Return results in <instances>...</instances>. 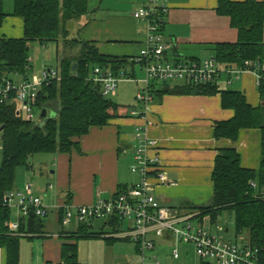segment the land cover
Masks as SVG:
<instances>
[{"label":"crops","instance_id":"obj_1","mask_svg":"<svg viewBox=\"0 0 264 264\" xmlns=\"http://www.w3.org/2000/svg\"><path fill=\"white\" fill-rule=\"evenodd\" d=\"M144 3L146 0H88L92 17L78 20L80 24L77 22L73 30L82 28L80 38L94 41L103 54L134 57L146 44L147 25L134 19L132 12ZM165 6L162 33L171 47L169 53L180 59H204L213 55V44L237 39L236 29L230 26L229 18L217 14V0H166ZM0 29V36L21 37L23 21L20 17L8 15ZM29 59L28 71L32 73L34 59ZM40 70L31 75L27 72V78L38 77ZM132 71L135 74V70ZM179 83L177 80L168 82L167 86L155 83L153 101L145 114L141 103L125 109L117 103L116 117L104 126L91 127L79 138V152L53 154L54 168L47 179L34 177L29 183L32 191L48 207V216L51 214L52 219L48 222L43 219V233L19 234V264H58L61 261L62 245L71 242V232L64 226L73 223L63 224L61 221L63 205H84L96 198H108L119 186L127 187L138 181V174L130 169L138 145L137 127L145 128L147 137L157 143L150 153L158 155L165 177L163 183L153 187L157 200L181 212H195L191 206L206 205L210 200L213 191L211 173L219 149L234 148L243 167L258 169L259 129L243 128L235 141L216 139L215 122L230 119L233 110L221 106L220 92L204 95L164 91L172 90ZM216 87L218 91H240L251 106L260 103L257 78L250 70L221 74ZM117 94L116 87L111 96ZM132 110L135 115L131 114ZM21 185L23 183L16 184L14 189L20 190ZM10 209L9 222H19L21 218L16 210ZM224 213L215 220L206 214L200 221L211 228ZM218 230L228 232L226 227ZM234 237L237 239L235 233ZM6 257L5 248L0 247V264H6Z\"/></svg>","mask_w":264,"mask_h":264},{"label":"trees","instance_id":"obj_2","mask_svg":"<svg viewBox=\"0 0 264 264\" xmlns=\"http://www.w3.org/2000/svg\"><path fill=\"white\" fill-rule=\"evenodd\" d=\"M216 12L229 18L236 29L234 42L212 45L214 56L225 67L244 68L243 62L251 61L249 69L264 62V1L217 0ZM20 17L23 21L21 37L0 36V76L10 79H27L30 68L29 46L33 42L44 45L62 42L63 56L59 61L58 78L44 81L37 94L36 107L53 111L38 123L24 120L13 104L0 108V122L4 140L0 160V247L6 250V264H19V234L9 228L11 209L2 203L4 194L15 186V170L27 166L35 154L69 153L80 151L79 138L93 126H104L117 116L118 104L102 93L101 85L94 82L95 68L109 69L118 76L126 70L134 76V57L103 54L94 41L83 40L79 32L71 37L70 23L83 17L87 20L88 0H12V11L6 13L0 0V27L6 16ZM86 20V21H87ZM76 64L75 68L72 65ZM131 67V72L127 67ZM17 76V77H16ZM16 77V78H15ZM167 86L168 82H162ZM155 83L152 85L154 93ZM260 103L251 106L243 93L237 90L218 91L215 84L175 85L174 93L211 95L220 92L221 106L233 110L230 119L214 124V137L235 141L243 128L260 131V164L258 169L245 168L234 148H221L214 159L211 173L213 191L206 205L191 206L198 217L208 214L211 220L228 212L234 221L235 236L249 241L264 260V84H258ZM254 180L257 188L249 182ZM126 187L119 186L116 192ZM114 192V193H116ZM43 219L30 216L19 221L18 233H43ZM90 226V225H88ZM86 224L70 235L71 242L64 243L58 264H80L77 260V238L100 236L88 232ZM32 237V236H30ZM107 242L116 239L106 238ZM49 264V263H46ZM199 264H214L199 261Z\"/></svg>","mask_w":264,"mask_h":264},{"label":"built area","instance_id":"obj_3","mask_svg":"<svg viewBox=\"0 0 264 264\" xmlns=\"http://www.w3.org/2000/svg\"><path fill=\"white\" fill-rule=\"evenodd\" d=\"M166 0H146L132 12L136 20H142L147 25L146 44L141 48L133 61L138 64L144 77L139 81L143 84L135 98L142 104L143 113L153 101L152 85L157 82L180 81L190 85L215 84L221 74H233L250 70L255 73L257 84H264V62L249 69L251 61H244V68L225 67L217 61L214 55L204 59H180L170 54L171 47L162 33L163 16L166 12ZM170 54V55H169ZM123 70L118 76L109 69L95 68L93 81L101 85L105 96L116 91L121 79H134ZM58 78V70L42 68L39 76L33 79H10L0 76V108L13 104L16 113L24 120L38 123L41 120V110L36 107L37 94L42 83L48 79ZM132 115L136 112L132 110ZM144 127V126H143ZM135 137L138 145L134 161L130 166L132 172L138 174V181L108 198H96L84 205L65 204L61 208L63 224L77 222L89 223L102 219L110 232H99L102 237L127 239L133 242L141 254L139 264H145L146 252L153 251L158 245L169 247L168 258L176 260L180 257L179 245H191L199 261H210L214 264H264L258 250L249 241L241 238L233 242L212 233L200 221L198 212H181L161 204L154 193V186L163 183L165 177L162 165L156 153V140L147 137L145 128L137 127ZM4 132L0 122V153L3 150ZM252 188H257L254 180L249 182ZM2 203L8 208H14L20 218L30 216L46 218L49 209L42 203L30 184L25 189L8 190ZM196 222V224L194 223ZM12 234L18 233L19 222H9ZM88 225L92 226L90 222ZM188 254V250L185 251ZM153 255V264H163Z\"/></svg>","mask_w":264,"mask_h":264},{"label":"rangeland","instance_id":"obj_4","mask_svg":"<svg viewBox=\"0 0 264 264\" xmlns=\"http://www.w3.org/2000/svg\"><path fill=\"white\" fill-rule=\"evenodd\" d=\"M3 8L6 13H10L12 11V0H3ZM89 16L92 17L91 15H88V17ZM79 21H72L70 23V29H72L70 38L75 37L78 32L80 33V30L82 28L79 29V27H77L76 30H73L77 25V22L80 24ZM29 55V58L33 57L34 59V70H32V73L33 71L38 72L42 68L58 69L59 61L63 56L62 42H48L41 46L38 42H33L29 46ZM127 68L128 71L131 72V67L128 66ZM134 70V78L137 81L144 77V73L141 71L138 64H134ZM32 73L31 71H28L29 75H31ZM142 85L143 84L140 81L135 83L134 79L131 78L121 79L117 83L118 94L116 96H111L109 94L106 97L115 103H120L121 105H123L122 107L124 109L129 108V106H135L137 103H139L135 99V96L141 89ZM52 112L48 110V113ZM53 168V154H35L29 157L27 166H19L16 168L15 185L23 183V185L19 187L20 190L23 191L25 189V186L31 183L30 181H32L34 177L38 178L39 176H42L47 179L46 177L50 175V171ZM209 201L210 200H208V202ZM208 202L206 204H208ZM44 219H46L47 222L51 220V214ZM90 222L92 223V227L88 226ZM90 222L86 223V226H88L86 227V231L88 232L111 231L108 226L104 225L102 219H96ZM194 223L196 224V222ZM206 225H208V223ZM216 225L218 226V228ZM216 225L212 224L211 228L209 227L212 233L224 238L226 241H234V221L230 213H224L222 219H220V221H218ZM225 227L227 228L228 232H225L223 230L225 229ZM219 228H222L223 231L218 232ZM64 229L70 231V235H75V232H78V226L74 223V221L70 226H64ZM178 247L180 250L179 259L170 260L167 256L169 253V247H167L166 245H158L153 251L146 252L145 264H153V255H158V260L163 264H199V259L195 255L193 247L191 245L180 244ZM186 250H188L187 255L185 254ZM77 260L80 264H139L142 260V256L135 249V245L130 240L116 239L110 243L107 242V240L101 235H94L82 236L77 238Z\"/></svg>","mask_w":264,"mask_h":264},{"label":"water","instance_id":"obj_5","mask_svg":"<svg viewBox=\"0 0 264 264\" xmlns=\"http://www.w3.org/2000/svg\"><path fill=\"white\" fill-rule=\"evenodd\" d=\"M75 67H76V64H73L72 68H75ZM53 115H54V113H48L46 110H41V112H40L41 119H43L47 116H53Z\"/></svg>","mask_w":264,"mask_h":264}]
</instances>
